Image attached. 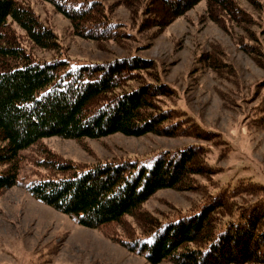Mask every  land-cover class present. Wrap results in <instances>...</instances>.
I'll list each match as a JSON object with an SVG mask.
<instances>
[{
  "label": "trees",
  "instance_id": "16d2710c",
  "mask_svg": "<svg viewBox=\"0 0 264 264\" xmlns=\"http://www.w3.org/2000/svg\"><path fill=\"white\" fill-rule=\"evenodd\" d=\"M44 1L66 17L80 37L122 39V24L112 19L101 0ZM128 1L130 6L139 2ZM140 1V25L163 27L199 0ZM246 1L256 9L264 5V0ZM206 2L215 21L239 27L254 22L238 0ZM61 47L51 26L27 2L0 0V192L23 185L36 200L74 217L83 227L105 230L110 239L151 264H264V194L247 203L230 201L240 192L252 194L263 187L255 182L239 181L211 195L195 213L157 222L132 237L109 230L134 216L156 191L202 174V164L196 163L198 149L188 146L149 164L113 158L82 165L35 145L50 136L77 141L114 133L169 136L177 123L186 131L194 127L193 120L162 106V97L172 94L168 85H128L141 71L152 69L153 60L131 56L71 66L61 56ZM240 47L256 49L247 42ZM34 48L57 54L39 58ZM254 109L264 117V106ZM199 126L194 130L198 137L213 134ZM30 148V154L22 152ZM24 167L36 175L29 183L20 178Z\"/></svg>",
  "mask_w": 264,
  "mask_h": 264
},
{
  "label": "rangeland",
  "instance_id": "374dc122",
  "mask_svg": "<svg viewBox=\"0 0 264 264\" xmlns=\"http://www.w3.org/2000/svg\"><path fill=\"white\" fill-rule=\"evenodd\" d=\"M24 1L51 26L62 46L61 56L71 66L131 56L153 60L152 69L141 71L128 85H168L172 94L162 97V106L193 120L194 127L186 131L177 123L169 136L114 133L80 141L50 136L35 145L82 165L113 158L149 164L162 156L174 157L188 146L198 149L196 163L202 164L203 173L176 188L156 191L134 216L110 227L113 234L132 237L153 229L157 222L193 214L211 195L239 181L263 187L252 194L238 193L230 199L232 205L264 194V117L254 109L264 106V5L256 9L238 0L254 19L239 27L212 19L206 0H199L182 16L158 27L140 25V0L131 6L128 0H101L123 32L118 41H103L76 35L70 21L48 2ZM243 42L256 49L244 51ZM33 51L43 59L57 54ZM199 125L213 134L198 137L194 130ZM30 150L22 152L30 154ZM20 178L29 183L36 175L24 167ZM0 264L151 263L110 239L105 230L79 225L74 217L43 204L17 185L0 192Z\"/></svg>",
  "mask_w": 264,
  "mask_h": 264
}]
</instances>
